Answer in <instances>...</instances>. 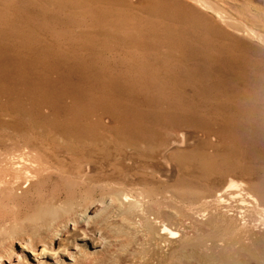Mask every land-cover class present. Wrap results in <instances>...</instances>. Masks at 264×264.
<instances>
[{
	"label": "rangeland",
	"instance_id": "rangeland-1",
	"mask_svg": "<svg viewBox=\"0 0 264 264\" xmlns=\"http://www.w3.org/2000/svg\"><path fill=\"white\" fill-rule=\"evenodd\" d=\"M179 1L188 9L176 12L160 0H0V246L13 248L21 264H69L65 255L76 244L83 255L75 264L177 262L153 255L155 233L123 225L114 209L73 229L68 221L107 194L91 185L104 181L68 171L85 162H109L120 172L117 162L134 158L136 168L121 184L150 220L180 234L181 225L201 223L203 212L254 209L244 194L195 206L203 195L214 201L229 179L239 186L231 193L250 192L264 206V43ZM207 1L264 36V0ZM58 30L83 46L80 54L76 43L68 53L56 45ZM129 104L130 143L128 123L119 122ZM179 128L196 130L197 145L176 152L178 173L166 185L127 150L149 153ZM251 215L264 220V212ZM262 225L249 218L250 229L240 227L237 243L228 241L242 247L239 255L212 240L203 244L209 252L201 245L181 252L184 234L174 249L183 264H260ZM55 228V245L42 250Z\"/></svg>",
	"mask_w": 264,
	"mask_h": 264
},
{
	"label": "bare ground",
	"instance_id": "bare-ground-1",
	"mask_svg": "<svg viewBox=\"0 0 264 264\" xmlns=\"http://www.w3.org/2000/svg\"><path fill=\"white\" fill-rule=\"evenodd\" d=\"M138 1V0H136ZM163 4V7H167L172 9L173 11L179 12V9H188L185 7L184 4H181L179 0H160ZM192 4L201 6L202 8L206 9L207 11L214 14L221 24L227 26V29H230L232 32H235L240 37L252 40V41H262L264 43V36L259 34L257 31L253 30L246 24L239 22L234 18H230L225 16L222 12L218 11L216 7H213L211 3L207 0H186ZM155 2V1H154ZM154 5H151V8ZM179 8V9H178ZM182 14H190V12H183ZM60 30V28H59ZM57 31L56 34L60 37L61 43H57L59 47H62L63 52H70L71 47L69 45L71 43H76L78 45V51H75L76 54H80L81 50H83V46L80 43L70 40L67 37H70L71 34L68 33L66 30ZM71 32V31H70ZM72 33V32H71ZM41 37L44 34H40ZM46 41V40H45ZM52 44V40H50ZM59 41V40H58ZM96 41V40H95ZM97 42V41H96ZM259 74V73H258ZM62 79V78H61ZM130 100V98H129ZM125 118L126 120L119 119L120 125L124 123H128V132L129 135L127 136L128 141L130 143V104L129 108L125 109ZM102 120L105 124H111L112 121L108 117V115H102ZM196 130L187 129V128H179L175 130V134H173L165 143L164 145L154 149L149 153H144L141 151L133 150L131 152L130 149L127 150L128 154H140L139 156L142 158V161L147 166L148 171L157 179V181H162L166 185H170L174 183L177 173H178V166L174 159L176 152L190 150L197 145V133ZM214 139V137H212ZM83 150V149H82ZM81 150V151H82ZM143 153V154H142ZM142 154V156H141ZM137 155V154H136ZM179 156V155H177ZM118 159V158H117ZM120 166V172L113 168L109 162H103L100 166L91 165L90 163H83L79 170L81 171V175L78 169H71L68 167V171L72 174H77L76 178H82L83 181L85 180H94L95 178L101 180L103 183L98 182L91 184L92 186H100L103 187L100 189L103 193L107 192L105 196L100 199L93 201L92 206H87L83 212L79 213L77 217L73 218L72 221H68L69 224H72L75 228V223H82L88 225L91 219L96 216L97 212H103L105 214L110 209H114L119 213L118 221L123 225H126L130 229L135 231H140L143 233V236H149V233H155V237L151 236L150 238L156 247L153 248V255L164 257H174L176 258L177 262L175 264H183L182 263V256L180 257V252L178 249H174L176 243L179 241L178 239L184 234L183 238H180V243L186 245H180L181 252L185 249H189V251H193V247L195 246H202L203 250L210 251L212 249L211 246L203 245L206 241H211L215 243L216 246H221V249H236L237 254L239 255V251L242 247L238 248L234 245L237 243V239H239V228L245 227L248 230L250 229L247 226V221L250 220L260 222L264 226V220L253 218L251 215V211L255 210V213L264 212V206L258 205L257 197L252 196L250 192H239L234 195L231 191L235 190L236 188L239 189V186L236 182L232 179H229L227 183L219 188L215 193L216 199H207V196L202 197V201L195 206H210L211 202L216 203L218 201L219 204H227L228 198H224V196L231 195V197H238L244 194L246 195L245 198L249 199L254 203V209H246V206H221L220 208H216L211 212H203L200 216L201 223H185L181 225L180 231L183 234H180L177 231H172L167 225L164 223H158L156 220H150L148 215L145 213L144 209L141 207L140 201L134 199L131 191L132 189L125 188L122 183L124 181L127 183L128 181V174L131 176L132 168H136V161L134 158L130 156L124 157V160H119L117 162ZM113 168V169H112ZM74 178V177H73ZM143 183L142 186H146L147 183ZM244 196L240 199V203L247 202V199ZM217 200V201H216ZM250 201V202H251ZM64 201H60L59 203H63ZM58 204L57 206H62ZM252 207V206H251ZM253 208V207H252ZM253 213V212H252ZM261 220V221H260ZM205 225V229L200 231V227ZM157 227H159L157 229ZM157 229V230H156ZM156 230V231H155ZM247 230V231H248ZM194 231V233H192ZM192 233L191 235H187L188 233ZM59 231L57 228L54 229L53 233L49 237L47 241H43L42 244L39 246L42 247V250H46L47 248L52 249V246L55 245L58 239ZM247 235V233H246ZM218 238V239H216ZM83 239L82 237L80 238ZM234 242V244L229 243ZM256 242H261V239L255 240ZM26 242L29 243V240L26 239ZM161 242V245H158ZM256 242L254 244H256ZM264 246V240L261 242ZM94 244L92 245L91 253H94ZM88 247V246H87ZM183 247V248H182ZM204 247L206 249H204ZM74 253L67 254L65 257L69 260V264H75L77 258L83 255V251L80 246L75 245ZM31 250H35V247H32ZM21 260L13 248H7L0 246V264H21ZM38 264H44L45 262H37ZM239 264H250L244 260H239ZM140 264V263H138ZM145 264H147L145 262ZM260 264H264V259L260 261Z\"/></svg>",
	"mask_w": 264,
	"mask_h": 264
}]
</instances>
